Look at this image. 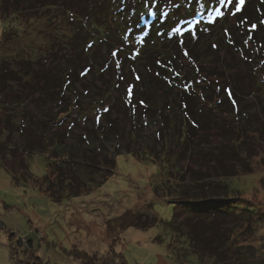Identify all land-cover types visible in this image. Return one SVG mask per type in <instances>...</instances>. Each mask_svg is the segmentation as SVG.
<instances>
[{
  "label": "rangeland",
  "instance_id": "rangeland-1",
  "mask_svg": "<svg viewBox=\"0 0 264 264\" xmlns=\"http://www.w3.org/2000/svg\"><path fill=\"white\" fill-rule=\"evenodd\" d=\"M70 1L66 0L65 4L68 6ZM139 1L144 0H130L125 8L128 10L135 8ZM44 2L48 1L43 0L42 4ZM181 2L183 5L178 4L179 0H156V4L152 5L154 15L152 19L148 18V23L152 29L156 28L162 17L159 25L163 27L166 43L162 41L158 43L154 39L146 49L129 37V40L120 39L118 43L110 39L104 41L108 42L107 48L101 44L92 47L98 57L105 55L103 60L108 65L103 79L97 84L104 92V97L97 98L98 103L94 104L93 99L87 101V97L91 98L90 93L80 87L77 96H73L75 98L73 110L77 112L78 108L83 106L84 111L78 118L73 110H70L67 119L71 121L74 130L84 125L90 128L89 132L85 129L81 133L91 135L95 146H77L72 150V155L83 156L86 160L98 158L111 167L109 171H104L103 182L99 184V180L88 181L82 185L83 182L79 179L61 181L59 176L62 179L64 160L67 156L70 157L66 154V149L62 153L49 149L44 154L28 156L26 162L22 160L26 164V170L23 172L20 171L19 167L22 166L17 160L20 158L19 153H16L13 159L0 158V264H88L79 258L74 249L102 256L112 244L114 250L122 254L127 264H175L178 260L184 264H209L215 261L216 264H264V103L255 104L258 113L249 114L252 117L251 123L246 124L243 121L240 124V121L234 118L233 126L228 123L229 113L221 112L224 113L226 119L224 121L222 117H218L217 112H212L213 110L204 106L207 105L204 102H209L212 107L226 104V110L234 108L237 111V107L243 110L246 105L250 107V104H254L249 99L246 101L248 97L243 96L242 82L246 84L245 91L248 83L255 87L256 82L259 84L262 79L264 80V63H261L262 59L253 55L251 43L248 44L247 50L242 51L237 44H233V47L229 45L227 40L233 36L236 43H240L233 30L235 18L249 6L257 9L259 3H264V0H245L243 4L236 0L240 10L236 11L229 5L232 11L221 17L204 10L202 15L192 10L193 7L204 3L203 0H186L185 4L184 1ZM66 5L63 7L66 8ZM122 5L125 3H119L118 7L121 9ZM217 7H220L221 11H226L223 6ZM193 24L196 28L192 26ZM4 27L5 23L0 18V41ZM147 35L151 36L148 32ZM198 40L205 41L211 46L208 51L210 56L205 59L206 61L196 59L198 48L192 45ZM44 41L43 38H35L37 46ZM213 44L216 45L215 48L212 47ZM158 46L176 49L174 63L180 68L181 75L188 73V70L195 75L197 80L195 87L211 84L217 94L223 93L225 96L214 102L211 96L209 98L206 95L203 103L195 96L179 98L181 124L187 120L185 114L190 115L187 127L182 130L184 138L180 143L173 141L162 147L158 144L153 146L152 141L157 137L154 131L158 128L153 124L156 117H151V114L141 115L137 131L138 134L145 133L142 135L144 140L136 142L137 146H141L140 149L146 148V152L152 153L151 158H138L129 153H117L113 160L110 157L104 158L105 155L102 157L98 152V146H102V150L109 146V152L113 151L116 144L109 142V137L118 138V130L125 131L130 128L133 118L130 114L127 121L123 122L117 116L116 107L124 103L122 84L127 83L119 78L120 68H117L116 64L119 62L121 65L125 62L122 58L125 53L131 54L127 56L128 59L136 58L140 61L142 58L146 64L145 68L150 73L149 76L155 80L157 77L160 79V75H166L168 72L164 69L162 73L154 71ZM39 49L40 47H37V52ZM185 50L193 58L185 57L183 55ZM37 52L33 57L38 55ZM113 52L117 55L112 57ZM126 62L129 64L128 60ZM77 63V69L86 67L88 63L86 55L79 56ZM232 66L235 68L230 69ZM5 68L11 71V74L18 72L9 63L5 64ZM254 72L256 74L253 76ZM124 73L126 72L122 73V77ZM128 78H131L130 75ZM229 89L237 101V107L232 106L228 97ZM183 94L181 96H184ZM207 99L212 101H206ZM105 108L109 111L105 112ZM200 108L204 113H201ZM143 113L146 114L145 109ZM163 114L161 116H164ZM215 117L219 118V122L213 125L211 121ZM73 121L77 123L73 124ZM254 127L261 129L262 133L255 132ZM63 130L64 127L60 128L55 135L60 141H63V137H59ZM235 131H239L241 137ZM96 133L99 136H96ZM188 134H192V138L199 134L204 137L203 140L209 141L205 143L206 146L223 151L220 155L229 158L228 169L234 176L228 178L226 182L229 197L236 203L234 211L224 222L222 220L225 217L218 212L208 214L213 222H209V219L205 221L203 217L197 215L193 217L192 222L188 219L195 236L199 235L198 238H193L192 242L179 234L177 225L172 223L175 211L182 205L180 201L184 199L168 197L169 168L163 161L173 158L180 170L175 176L174 174L170 176H173L174 183L180 186L191 184L194 178L201 179L209 174H215L218 166L208 163V158L201 159L200 154L192 155L189 149L184 150L185 146H193V139H190ZM241 140H244L242 143L246 145L241 146L242 152L234 150L231 147L233 142ZM224 147L226 149H223ZM244 148L258 152L248 158L243 151ZM106 149L108 151V148ZM239 154L242 159H239ZM170 170L174 171L173 168ZM53 192L55 196L51 195ZM216 196L211 195L210 200L216 199ZM140 219L142 227L132 224ZM219 221L226 223L227 227L222 226L221 229L217 227L216 222ZM206 223L213 225L212 232ZM221 241L227 243L226 246ZM240 245L247 246V250L241 251ZM224 248H227V251ZM242 252L247 253L246 259L241 255ZM258 252L259 257L256 255ZM208 253L212 254L211 258ZM106 260L113 264L111 256L106 257ZM114 263L119 264V261Z\"/></svg>",
  "mask_w": 264,
  "mask_h": 264
},
{
  "label": "trees",
  "instance_id": "trees-1",
  "mask_svg": "<svg viewBox=\"0 0 264 264\" xmlns=\"http://www.w3.org/2000/svg\"><path fill=\"white\" fill-rule=\"evenodd\" d=\"M42 1L0 0V18L5 23L0 41V113H2L0 116V158L13 159L16 153H19L20 158L17 160L19 165L22 166L19 169L23 172V170H26V164L22 160L24 159L26 162L25 159L28 156L44 154L49 149H55L57 152L62 153L66 149V154L70 155V157L67 156L64 160V172L62 171L61 173L63 180L60 176L59 179L61 181L67 179V182H70V179H79L83 182L82 185H85L88 181L99 180L100 184L105 179L104 171H109L111 167H108L104 161L98 158L97 160H95L96 158L86 160L83 156L72 155V150L77 146H95V141L91 135L86 136V132L81 133L85 129L89 132V127L84 125L80 129L74 130L75 128L71 127V121L67 119L69 111L74 109L73 102L75 98L73 96H77L78 89L83 87L91 96V98L87 97V101L93 99V103L96 104L98 103L97 98L103 99L104 97V92L97 84L103 79L104 71L108 69V65L103 60L104 54L99 57L96 55L92 49L94 45H106L105 48H107L108 42L105 43L104 41H109L110 39L118 43L120 39L129 40V37L146 49L154 39L158 43L160 41L166 43V37L163 36L164 30L162 31L163 27L159 25L162 17H160L158 24L155 26L156 28L152 29V26L148 23V18L152 19L154 14L149 15L148 9L144 6V1H139L140 3H137L136 7L130 10L125 8L130 0H71L68 6L65 4L66 0H47L48 2L43 4ZM181 1H184V4L187 3L186 0H179L178 4H182L183 2ZM121 2L125 3V5H122L120 9L118 4ZM201 4L198 7H193L192 10L202 15ZM64 5H66V8L63 7ZM116 9L118 12H116ZM257 9L249 6L246 9L247 12L245 10L242 14H238L234 20L233 30L240 43H236L233 36L230 39L227 37V42L232 47L233 44H237V47L242 51L247 50L248 44L251 43L253 55L264 61V23H261L264 21V3L260 2ZM21 11L23 13H20ZM186 11L188 10L186 9ZM253 24L256 25L255 28L251 27ZM192 26L196 28L194 24ZM147 32L151 36H148ZM39 37L45 41L43 44L40 43V46H37L35 38ZM229 41L232 42L229 43ZM192 46L198 48V58L196 59L201 61L208 59L210 56V52H208L211 49L210 45H207L205 41L198 40V42L194 41ZM37 47H40L38 52ZM36 52L38 53L37 58L33 57ZM83 54L86 55L88 63L86 67H78L80 69L78 71L76 67L78 64L77 60ZM129 55L131 54L127 55L125 53L122 56L125 62L120 65L118 70L119 78L122 77L124 71L126 72L123 79L127 84H122L124 103L116 107V112L123 122H126L127 117L131 114L133 116L130 122L131 126L125 131L118 130V138L115 136L109 137V142L116 144L115 149L112 148L113 151L109 152V146L103 150L102 146H98V152L101 153V156L105 155L104 158L110 157L112 160L117 153H129L138 158L152 155V153L146 152V148L140 149L141 146H137L138 143L136 141L144 140L142 135L145 134L144 132L138 134L137 131L141 115L151 114V117H156L153 124L158 128L154 132L156 135L159 132L160 135L152 141L153 146L158 144L162 147L173 141L180 143L184 138L182 130L184 131L187 127L190 115L185 114L187 120L181 124L182 118L178 107L179 98L185 99V97L195 96L203 103V98L206 95L209 98L211 96L214 102H218L221 96H225L223 93L217 94L211 84L195 87V85L197 86V80L190 70H188V73L181 75L180 68L174 63V56L176 55L174 47L165 46L161 48V46H158L156 61L160 63L154 62V71L162 73L164 69L168 74L160 75L159 78H161L158 79L157 77L156 80L149 76L150 73L145 68L146 64H144L145 62L142 58H140V61L136 58L128 59L127 56ZM133 56L135 57V55ZM189 57L191 58L192 56ZM127 60L129 64L126 62ZM245 61L247 60L245 59ZM6 63L14 66L18 72L11 74V71L5 68ZM234 68L235 66H232L230 69ZM85 69H89V71L83 76L80 75ZM126 69L128 70L126 71ZM255 74L254 72L253 76ZM129 75L131 78H128ZM136 76H139L140 79L137 80ZM263 83V79L259 84L256 82L255 87L248 83L249 86L244 91L246 84L242 82L244 86L241 90L243 91V96L248 97L246 101L249 99V101L254 103L250 104V107L246 105L243 110L238 109L236 111L233 108L229 111L226 110V104L212 107L209 102H204L207 104L204 106L206 109L213 110L212 112H217L218 117H222L224 121L226 119L223 115L224 113L222 114L221 112L229 113L227 114L228 123L232 126L234 125V118H237L236 120L240 121V124L243 121L249 124L252 121V117L249 114L258 113L255 104L264 103ZM130 90L131 95H129ZM182 94L184 96H181ZM139 100H143L145 104L140 105L138 103ZM206 101L211 102L212 100L207 99ZM132 104H134L133 109ZM144 109L146 114L143 113ZM200 109L201 113H204L202 108ZM82 111H84L83 106L78 108L77 112L73 110V113L79 118ZM205 112L208 113L207 111ZM161 114L164 116H161ZM218 117L211 121L213 125L219 122ZM178 118H180L179 122ZM76 123L77 121H73V124ZM209 125L213 126L212 124ZM63 127V133L59 134V137H63V141H60L55 135H57V130ZM77 127L79 126L77 125ZM233 128L235 129L236 127L234 126ZM253 129H255V132L262 133L258 127ZM235 133L240 134L239 131H235ZM95 135L99 136L97 133ZM188 136L193 139V146H185L184 150L189 149L192 155L200 154L201 159L208 158V163L218 166L215 174L204 176L201 178L202 180L194 178V182L191 184L180 186L175 184L174 178H172L180 170L172 160L173 158L163 161L169 168L167 179L169 180L167 182L168 197L176 200L184 199L180 201L182 205L177 204L179 208L175 211L172 223L177 225L176 229L179 234L181 233L187 237L189 242H192L193 238H198L199 235L196 234L197 236H195L188 219L192 222L193 217L197 215V217H203L205 221L209 219V222H213L211 220L212 217L208 214L218 212L219 215L225 217L222 220L224 222V220H228V217L234 211L236 203L229 197V189L226 182L228 178L234 176L228 169L229 158L220 155L223 151L206 146L205 143L209 141L203 140L204 137L199 134H195L194 138H192V134H188ZM244 137L246 138L245 135ZM250 137L256 140L255 137ZM243 141H234L231 147L234 150L241 151V146H246L245 143H242ZM106 148H108V151ZM223 149L226 148L224 147ZM243 151H245V155L248 158L255 156L258 152L252 151L251 148L249 150L244 148ZM238 157L242 159L240 154ZM171 168L174 171H171ZM171 174L174 175L171 177ZM200 187L202 189H199ZM213 194L217 195L216 199L210 200ZM51 195L55 196V193L53 192ZM140 221L141 219L135 220L132 224L142 227V221ZM217 223V227L220 229L222 226L223 228L227 227L226 223V225L220 221ZM207 225H209L212 232L213 225L206 223ZM204 237L207 238L206 236ZM26 243L28 246V241ZM223 244L226 246L227 243ZM240 247L242 248L241 251L247 250V246L240 245ZM224 249L227 251V248ZM74 251H77L79 258L88 264H111L106 260L108 256H111L113 264L118 261L119 264H127L122 254L114 250L113 244L102 255L106 257L88 254L84 251L80 252L77 249H74ZM207 255L209 258L212 256L210 253ZM241 255H244V259L248 257L246 252H242ZM256 255L259 257V252ZM215 262L209 264H216ZM175 264L184 263L178 260Z\"/></svg>",
  "mask_w": 264,
  "mask_h": 264
},
{
  "label": "snow or ice",
  "instance_id": "snow-or-ice-1",
  "mask_svg": "<svg viewBox=\"0 0 264 264\" xmlns=\"http://www.w3.org/2000/svg\"><path fill=\"white\" fill-rule=\"evenodd\" d=\"M244 2H245V0H239V4H243ZM155 4H156V0H144V6L148 9L149 15L152 14V5H155ZM217 5L223 6V8L226 11H221V8L220 7H217ZM229 5H232V8H235L236 11H239L240 10V8H239L236 0H204V3L201 4V8H202V10L207 11L209 13H214L217 17H221V16L226 15L227 12H231L232 11V9L229 8ZM233 15H234V13H233ZM261 23H264V21H262ZM251 27L255 28L256 25L253 24V25H251ZM225 32L227 33V30H225ZM231 42L232 41H229V43H231ZM245 43H247V42H245ZM212 47L215 48L216 45L213 44ZM116 55H117L116 52H113L112 53V56H116ZM183 55L185 57H188L189 56L188 51L185 50L184 53H183ZM156 63L159 64L160 62L159 61H156ZM261 63H264V61H262ZM116 67L117 68H120V63L119 62L116 64ZM88 71H89V69H85L83 72L80 73V75L83 76ZM177 75H179V74L177 73ZM135 78L137 80L140 79L139 76H136ZM121 79H123V77H121ZM217 91H219V89H217ZM227 92H228V97L231 100L232 106L233 107H237V101L233 97V94H232L231 90L229 89V90H227ZM129 95H131V90L129 91ZM138 103L140 105H144L145 104V102L143 100H139ZM237 110H238V107H237ZM104 111L105 112H108L109 109L108 108H105ZM97 122H99V121H97ZM159 135H160V133L158 132L157 133V136H159Z\"/></svg>",
  "mask_w": 264,
  "mask_h": 264
}]
</instances>
